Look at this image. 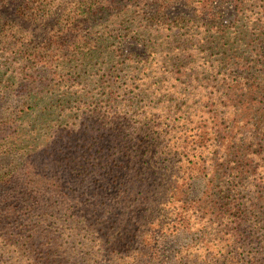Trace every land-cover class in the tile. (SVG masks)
Instances as JSON below:
<instances>
[{
	"label": "trees",
	"instance_id": "obj_1",
	"mask_svg": "<svg viewBox=\"0 0 264 264\" xmlns=\"http://www.w3.org/2000/svg\"><path fill=\"white\" fill-rule=\"evenodd\" d=\"M0 103V264H264V0H0Z\"/></svg>",
	"mask_w": 264,
	"mask_h": 264
},
{
	"label": "rangeland",
	"instance_id": "obj_2",
	"mask_svg": "<svg viewBox=\"0 0 264 264\" xmlns=\"http://www.w3.org/2000/svg\"><path fill=\"white\" fill-rule=\"evenodd\" d=\"M217 6H218V10L221 12L223 16V20H225L226 22L230 21L233 17V9L231 5H229V3H225V4H217ZM11 8L13 9V4L11 1H9L7 5L4 7V9L2 10L4 13L3 15L8 20L15 22L22 28H25L28 31H30V33L34 32V27L18 19L13 14ZM190 15H191V11L187 7H185V5L182 3H178L174 5L167 11V16L170 19L176 18L178 16L188 17ZM119 48H120V52L124 56L143 57L145 55V48L143 47V45L140 43L134 42L132 40H129V39L123 40ZM37 74L45 75L47 74V71L41 68L39 69ZM12 105L13 104H10V103L9 104L0 103V113H2L5 108L7 109L8 107H11ZM175 248H176V240L173 237H170L169 239L162 241V248H161L162 259H161L160 264H172L171 258L173 255V250Z\"/></svg>",
	"mask_w": 264,
	"mask_h": 264
}]
</instances>
